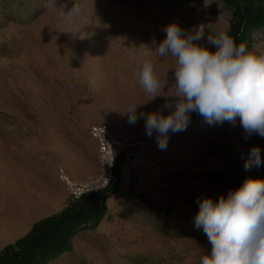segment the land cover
<instances>
[{
    "label": "rangeland",
    "instance_id": "obj_1",
    "mask_svg": "<svg viewBox=\"0 0 264 264\" xmlns=\"http://www.w3.org/2000/svg\"><path fill=\"white\" fill-rule=\"evenodd\" d=\"M47 3L0 0V253L81 201L69 197L58 170L72 175L80 155V170L97 177L91 128L104 124L147 139L167 171L153 177L118 161L100 193L103 214L71 233L61 252L45 248L34 264H201L211 245L195 226L198 200L227 197L249 177L264 179V137L246 139L239 118L235 126L208 123L194 112L161 150L144 120L131 125L124 112L138 105L137 114L155 112L171 94L176 60L156 51L165 26L209 25L206 36L237 31L250 50H264V25L247 28L242 17L248 5L263 11L264 0H56L61 11ZM75 4L80 12L69 16ZM146 60L165 95L151 99L140 86ZM254 145L262 163L246 170Z\"/></svg>",
    "mask_w": 264,
    "mask_h": 264
},
{
    "label": "clouds",
    "instance_id": "obj_2",
    "mask_svg": "<svg viewBox=\"0 0 264 264\" xmlns=\"http://www.w3.org/2000/svg\"><path fill=\"white\" fill-rule=\"evenodd\" d=\"M46 7L60 10L56 0H48ZM79 12L75 4L68 15ZM208 27L185 30L172 23L163 29L166 35L156 51L160 57L170 55L176 60L170 95L159 91L151 61L146 60L138 72L144 91L151 99L165 95V103L155 112L137 114L138 105L124 114L131 125L143 119L145 134L151 138L155 133L161 150L167 148L170 133L187 129L194 112L208 123L227 121L235 126L239 118L246 139L253 134L264 137V50L255 44L251 50L245 42L237 44L228 31L216 35L208 31L206 36ZM261 163V148L254 145L244 167L248 170ZM198 203L195 226L203 228L211 245L201 264H264V179L249 177L227 197H205Z\"/></svg>",
    "mask_w": 264,
    "mask_h": 264
},
{
    "label": "trees",
    "instance_id": "obj_3",
    "mask_svg": "<svg viewBox=\"0 0 264 264\" xmlns=\"http://www.w3.org/2000/svg\"><path fill=\"white\" fill-rule=\"evenodd\" d=\"M242 17L247 28L264 25V10H256L251 5L245 7ZM230 35L237 44L242 40L237 36V31ZM101 201L100 193L87 195L63 212L35 224L28 235L2 250L0 264H34L45 248H51L54 253L61 252L67 247L71 233L103 214Z\"/></svg>",
    "mask_w": 264,
    "mask_h": 264
},
{
    "label": "built area",
    "instance_id": "obj_4",
    "mask_svg": "<svg viewBox=\"0 0 264 264\" xmlns=\"http://www.w3.org/2000/svg\"><path fill=\"white\" fill-rule=\"evenodd\" d=\"M91 137L98 146L100 174L89 181H78L65 168L58 170L60 182L74 201L105 191L114 178L118 161H122L132 171L146 172L153 177L163 175L167 171L163 162L156 161L151 156L147 139L112 131L104 124L94 125L91 128ZM163 186L167 188L168 184L164 183Z\"/></svg>",
    "mask_w": 264,
    "mask_h": 264
},
{
    "label": "crops",
    "instance_id": "obj_5",
    "mask_svg": "<svg viewBox=\"0 0 264 264\" xmlns=\"http://www.w3.org/2000/svg\"><path fill=\"white\" fill-rule=\"evenodd\" d=\"M91 140H93V139L91 138ZM92 142H93L92 143L93 146H95V155L98 158V146H97V143H96V141H95V143H94V141H92ZM77 149L80 150L79 147ZM77 162H78V164H76L77 168L75 166H71V165L69 166L70 172L72 173V176H73L74 179H76L78 181H89V180H92V179H94L96 177L94 173L89 175V174H87V173H85V172L80 170L82 168V166H83V164H82L83 161H82V158H80V155H79V159L77 160ZM97 163L99 165V162H97ZM99 170H100V167L98 166L97 167V172Z\"/></svg>",
    "mask_w": 264,
    "mask_h": 264
}]
</instances>
